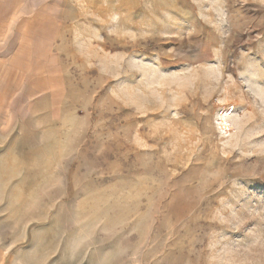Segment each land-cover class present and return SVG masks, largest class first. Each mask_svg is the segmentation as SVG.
Returning a JSON list of instances; mask_svg holds the SVG:
<instances>
[{
	"label": "rangeland",
	"instance_id": "374dc122",
	"mask_svg": "<svg viewBox=\"0 0 264 264\" xmlns=\"http://www.w3.org/2000/svg\"><path fill=\"white\" fill-rule=\"evenodd\" d=\"M0 264H264V0H0Z\"/></svg>",
	"mask_w": 264,
	"mask_h": 264
}]
</instances>
